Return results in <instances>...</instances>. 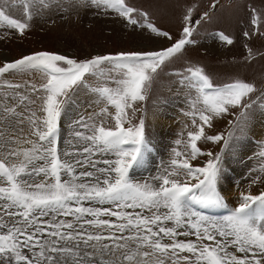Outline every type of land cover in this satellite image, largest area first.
Instances as JSON below:
<instances>
[{
  "label": "snow or ice",
  "instance_id": "1",
  "mask_svg": "<svg viewBox=\"0 0 264 264\" xmlns=\"http://www.w3.org/2000/svg\"><path fill=\"white\" fill-rule=\"evenodd\" d=\"M217 3L198 19L187 6L173 35L128 0H0V28L21 38L48 13L94 11L165 41L0 61V264H264V138L246 158L251 167L241 159L255 124L264 127V87L214 78L185 57ZM248 10L264 37V8ZM208 35L234 42L223 31ZM163 74L175 77L184 103L167 159L145 108ZM225 119L226 132L216 130ZM228 159L248 167L234 205L223 190Z\"/></svg>",
  "mask_w": 264,
  "mask_h": 264
},
{
  "label": "rangeland",
  "instance_id": "2",
  "mask_svg": "<svg viewBox=\"0 0 264 264\" xmlns=\"http://www.w3.org/2000/svg\"><path fill=\"white\" fill-rule=\"evenodd\" d=\"M128 2L138 9L148 12L152 21L162 30L170 31L176 35L180 29V17L187 6L196 5L194 19H198L200 14L211 9L215 0H128ZM249 5L258 9L264 8V0H218L217 7L211 12L213 19L211 22H202L198 34L195 35L198 43L187 46L185 57L198 62L214 78L239 76L254 82L257 88H261L264 87V37L255 34L254 29L249 25ZM12 14L20 15L15 9L12 10ZM246 30L253 32L251 38L243 36V32ZM219 31L231 36L233 44H224L218 38L213 39L208 35V33ZM5 33L8 34L5 35ZM164 43L165 41L162 39L141 31L139 28L126 26V21L114 13L98 15L94 14V11H86L81 12L77 17L75 13L52 12L46 14L43 19L36 18L33 21L32 29L23 38L17 35L14 30L0 28V61L11 60L36 49L55 50L82 57L96 52L158 47ZM245 44H248L256 54L251 60L245 59L247 56ZM183 59L181 58L170 65L167 71L179 69ZM173 79L175 77L163 74L160 83L154 87L145 104L146 122L149 125V130L155 135L157 145L161 146V148L158 147L161 152H164L168 145L165 143L167 135L176 133L173 140L177 138L183 121L180 118H184L181 113H177L175 108L171 109L160 103L163 97H166L168 101L172 100L171 95L168 94L178 89L170 85V81ZM169 87H171L170 92ZM174 99L176 103L181 100L179 96ZM151 115L167 120L166 125L165 123L163 125L166 128L161 131L154 128L149 118ZM216 130L226 132L227 119L219 121ZM252 133H256L251 134L253 140L245 145L244 151L241 153V159L248 164V167H251L252 163L248 162L246 158L257 151L255 141L262 139L257 137H264V127H261L257 122ZM64 135L67 136L66 128ZM209 147L219 150V146L209 145ZM227 163L236 176L233 177L234 179L231 177L232 175L229 177L223 190L225 194L229 195L230 201L234 205L239 190L244 189L248 184V180L242 181V185L238 189L236 182L240 180L236 177H244L247 167L233 159L226 160ZM243 169L244 173H242ZM259 188L260 186L256 185L253 187V191H258Z\"/></svg>",
  "mask_w": 264,
  "mask_h": 264
},
{
  "label": "bare ground",
  "instance_id": "3",
  "mask_svg": "<svg viewBox=\"0 0 264 264\" xmlns=\"http://www.w3.org/2000/svg\"><path fill=\"white\" fill-rule=\"evenodd\" d=\"M161 116V115H160ZM162 117V116H161ZM150 120H151V124L153 125L154 128H156L158 131H161L163 130L164 128H166V126H163L164 123L166 125L167 123V120H162V118H159L155 115H151L150 117ZM169 122V121H168ZM252 134H256V133H252ZM230 194H232V192H229ZM229 196V195H228Z\"/></svg>",
  "mask_w": 264,
  "mask_h": 264
}]
</instances>
